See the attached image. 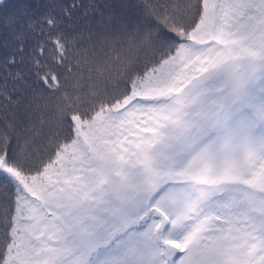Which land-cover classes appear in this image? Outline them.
<instances>
[{"label":"trees","instance_id":"16d2710c","mask_svg":"<svg viewBox=\"0 0 264 264\" xmlns=\"http://www.w3.org/2000/svg\"><path fill=\"white\" fill-rule=\"evenodd\" d=\"M205 1L0 0V159L9 168L0 167V264H139V242L122 251L117 236L79 253L64 222H102L119 199L178 181L166 174L180 115L214 139L239 113L264 129L257 84L225 89L218 74L233 49L261 45L264 0H211V23ZM250 152L236 171L225 150L205 167L191 160L202 188L182 195L187 210L168 214L169 225L179 221L168 236L178 249L165 264L190 254L200 264H264L253 257L262 230L251 226L264 136ZM109 246L119 254L91 262Z\"/></svg>","mask_w":264,"mask_h":264},{"label":"rangeland","instance_id":"374dc122","mask_svg":"<svg viewBox=\"0 0 264 264\" xmlns=\"http://www.w3.org/2000/svg\"><path fill=\"white\" fill-rule=\"evenodd\" d=\"M205 5L210 12L208 18L211 23L214 17V6L211 0H206ZM259 36L260 41H262V43H260L261 45L259 44L260 46L253 48V43H250L247 44L249 46L251 45L250 49L244 51H235L233 49V52L222 65L218 74L222 75L225 89H235L238 87L247 88L248 86L257 84L256 88L258 89L255 91V88H252L251 91L258 96L257 99L259 101L264 102V25L263 31L255 34V38ZM251 40H253V37H251ZM248 117V114L239 113L237 119L230 125V128L223 130L221 138L214 139L215 133L213 134L211 130L206 128L200 131L198 129L194 130L192 125H190V118L185 115H180L178 125H172L173 129L169 142L170 150L174 151L170 158L171 161L169 162V166H167L168 174H166V177L170 175L171 177L180 179L176 182L170 181L169 184L162 186H160L162 181L160 182V180L157 179L158 182L150 183L148 187L138 191L134 196L119 199L118 206L113 209L108 215V218L102 222H97L96 224L89 223L88 225L81 222H74L73 225L69 227V220H66L64 223L67 224L64 225L68 226V229H70V231L68 230L70 238L80 243L78 246L81 250L77 251L87 254L90 250L97 249L98 246L106 244L112 240L114 236H117L116 239L120 243L113 247L123 246L122 251H124L126 245L130 244L133 240L139 242L138 246L141 247L140 253L138 252L141 256L137 257L139 264L143 260L144 264L171 263L170 261H172L176 255L178 246L171 241L168 236L170 230L178 226L179 221H177V223L175 222V226L172 224L169 225L167 222L169 218L168 214L175 216L174 210H187L185 202L181 199V197H183L182 195L190 196V191L192 192L191 194H193L194 190L196 192L195 186L201 185V183L193 179L192 181L190 180L191 177L189 175L191 173L189 172V168H191V160L196 158L198 166L205 167L206 165L212 164L214 160L217 161L220 154L225 150L228 159L233 160L231 162L233 171L241 168L243 166L242 160L251 157L250 151L257 148V144L262 141L264 136V129H256ZM192 128L193 130H191ZM203 137H205V140L202 139ZM213 140L214 142L211 143L210 146L209 143ZM181 150L186 151L180 153ZM181 156L182 160L180 159ZM215 163L216 162H214V164ZM0 167L9 171V168L6 167L2 159H0ZM170 170H173V172L170 173ZM194 172H197V169L194 170ZM107 184L109 188L113 190L112 181L107 180ZM125 186L128 187L127 184H125ZM237 188L239 193L244 195V187L242 185H237ZM121 189H123V187ZM203 193L202 190L200 195ZM179 198L181 200H179ZM251 198L255 200L254 207L258 210L255 215L253 214L251 226L262 230V236L254 238V242L258 243L260 247L261 239L263 240L261 243L264 245V194L260 192L256 195L255 192H252ZM193 200H196L194 196ZM160 210L165 214H162ZM178 217L180 219L182 218L179 215ZM156 226L157 229H159L158 238L163 244L162 248L165 257H159L157 255L160 246L151 239L153 227L156 228ZM120 232L126 234V236H123ZM234 234L236 233L233 232V235ZM234 241L237 242L238 239L235 238ZM56 246L58 247V245ZM259 247L256 248L253 245V249L255 250L253 257L260 256V259L264 260V254L259 251ZM117 254H119L117 250L109 246L98 251L94 257H92L91 262L105 263L108 256ZM202 259V256L195 258L193 254H190L184 261L176 260L173 264H200ZM71 261L72 260L67 256L65 259L61 260L59 264H69ZM54 264H57V262L54 261ZM236 264L243 263L241 261Z\"/></svg>","mask_w":264,"mask_h":264}]
</instances>
